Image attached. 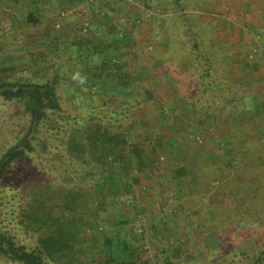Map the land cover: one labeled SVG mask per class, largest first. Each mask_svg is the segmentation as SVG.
Returning a JSON list of instances; mask_svg holds the SVG:
<instances>
[{
	"label": "rangeland",
	"instance_id": "374dc122",
	"mask_svg": "<svg viewBox=\"0 0 264 264\" xmlns=\"http://www.w3.org/2000/svg\"><path fill=\"white\" fill-rule=\"evenodd\" d=\"M12 1L0 0V66L11 69L0 76L14 80L13 66H18L30 82L45 83L61 67L68 80L62 78L52 94L58 107L46 111L49 127L61 128L70 114L102 104L96 89L104 82L110 85L107 92L102 89L105 98L115 92L122 96L110 104L126 101L125 93L156 102L153 127L141 134L143 144L158 135L159 152L165 153L161 177L136 170L103 178L98 187L107 195L105 201L116 203L106 213L90 211L91 244L87 255L79 257L86 264H105L112 250L114 258L131 257L135 264H234L232 248L257 238L264 226V214L259 223L251 220L264 200V177L233 176L245 155L253 164H258L256 157L264 160V0H183L206 56L201 62L216 85L211 100L198 87L200 66L193 60L181 15L168 0ZM80 45L88 57L74 53ZM114 63L120 72L134 74L138 87L114 89ZM99 64H107L101 74ZM246 104L252 115L238 126L232 109ZM235 129L245 136L237 147ZM127 136L134 141L132 133ZM181 139L192 148L199 146L195 141H207L212 161L218 153L237 151L224 158L221 176L207 180L215 169L212 162L197 180L200 166ZM178 160L180 168L167 166ZM248 186L254 187L253 195ZM114 192L119 195L112 196ZM242 197L249 204L243 208L238 202L239 208H233Z\"/></svg>",
	"mask_w": 264,
	"mask_h": 264
},
{
	"label": "trees",
	"instance_id": "16d2710c",
	"mask_svg": "<svg viewBox=\"0 0 264 264\" xmlns=\"http://www.w3.org/2000/svg\"><path fill=\"white\" fill-rule=\"evenodd\" d=\"M168 1L181 15L180 23L187 32L193 60L200 66L198 87L208 92L206 100H211L216 96L213 89L216 85L209 78L208 65L201 62L206 61V56L186 15L184 1ZM80 46L79 50L73 48L74 53L80 51L81 56L88 57L90 53ZM103 64L98 65V74L107 69V64ZM119 66L116 63L110 65L111 71L117 75L118 83L114 89L119 86L124 89L138 87L135 75L120 72ZM13 67L16 73L10 78L14 80L9 82L0 76V116L7 113L1 117L0 123V264H86L85 259L79 256H86L91 244L90 211L101 209L106 213L116 203L105 201L107 195L98 187L102 179L107 175L115 179L129 174V171L143 173L147 170L154 175L159 172L158 178L161 177L165 165L161 157L165 153L159 152L158 135L143 144L145 138L141 134V130L153 127L156 102H146L133 93H125L126 101L110 104L109 100L122 96L115 92L113 97L106 99L110 85L104 82L96 89L102 104L92 105L84 113L70 114L63 127L51 128L46 122V111L58 107L52 94L57 83L63 82L62 78L67 79L65 72L61 67H55L56 73L52 78L40 83L30 82L19 73L18 66ZM8 69L11 70L0 66V75ZM9 111L17 112L16 118L9 116ZM232 111H236L238 126H242L252 115L253 108L246 104L236 106ZM128 133H132L134 141L128 140ZM231 133L236 138L237 147L244 136L242 130H231ZM181 140L187 155L193 156L200 166L197 180L202 177L205 165L212 162L215 169L210 171L207 180L213 181L217 173L221 176L224 158H232L237 151L234 147L225 155L217 152L218 160L212 161L211 146L205 143L207 141L204 144L200 143L202 140L195 141L199 146L192 148L187 140ZM134 145L137 151L133 149ZM248 155L243 157L242 166L237 165L239 172H233V176L240 180H252L258 175L264 177V160L256 157L258 164H253ZM167 166L180 168L181 161L169 162ZM259 171L260 174L257 173ZM252 189L253 186H248L251 194ZM114 193L112 196L119 195ZM245 196L248 197L247 191ZM247 199H235L233 208H239L238 202L245 208L249 204L245 201ZM260 205L258 214L251 218L252 221L257 218L256 223L263 220L264 200ZM232 249L231 262L234 264L241 260L247 264H264V226L257 238ZM108 257L105 264L136 263L131 257L114 258L112 250ZM167 261L166 264H171Z\"/></svg>",
	"mask_w": 264,
	"mask_h": 264
}]
</instances>
